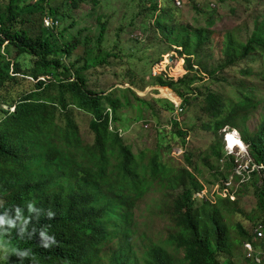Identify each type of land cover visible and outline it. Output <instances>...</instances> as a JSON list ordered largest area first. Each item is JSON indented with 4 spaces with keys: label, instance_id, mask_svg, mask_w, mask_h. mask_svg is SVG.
<instances>
[{
    "label": "trees",
    "instance_id": "obj_1",
    "mask_svg": "<svg viewBox=\"0 0 264 264\" xmlns=\"http://www.w3.org/2000/svg\"><path fill=\"white\" fill-rule=\"evenodd\" d=\"M22 1L7 0V5L0 6V197L6 199L0 206V233L9 234L12 248L4 264H99L95 261L105 250L106 256L108 247L116 242V248L107 255L108 264H232L228 260L232 248L241 246L243 252V244L251 240L255 227L260 225L264 231V181L256 189L260 220L255 221L248 234L240 224L230 223V217L240 214L235 202L200 203L194 208L193 188L198 190L200 183L197 185L187 170L180 171L167 182L170 188L184 189L173 202L169 216L174 232L161 242L148 238L145 252L137 258L132 243V209L148 193L150 183L137 174L141 160L133 155L117 129L110 131V125L113 128V124L121 122L118 111L122 103L113 96L91 92L85 76L90 67L107 60L86 59L81 67L78 61L66 63L81 45L80 39L75 37L58 46L53 28L40 25L35 29L31 25L37 19L41 22L44 8L37 4L20 6ZM24 15L30 25L19 27ZM48 15L62 21L55 8L49 7ZM173 15L171 10L162 11L156 26L177 48L174 52L181 57L177 68L185 73L183 65L188 60V71L193 70L191 59L207 43L209 35L205 30H195L189 35L181 31L174 37L168 26ZM105 30L104 24L99 41ZM227 48V68L235 67L255 52L264 54V22L247 43L229 40ZM167 58L156 69L159 86L173 90L186 102L190 92L184 82L186 77L166 82ZM184 73L171 74L179 77ZM27 79L33 82L31 87L14 94L15 87ZM164 88L163 97L179 100ZM252 103L250 96L236 105L228 117L216 121L212 130L238 129L239 111ZM155 104L166 106L167 112L174 110L165 100H156ZM206 104L205 112L211 119L222 116L224 106L218 97L209 94ZM75 110L92 117L90 130L95 143L90 153L82 157L86 163H78L73 153L81 147L73 119ZM241 135L255 164L264 167V124L252 137L245 131ZM222 157L223 149L218 153L217 164ZM111 160L115 161L114 168L110 167ZM149 169L153 180L162 176L161 182L171 172L158 158ZM215 170L216 180L225 179L231 166L227 164L223 172L217 167ZM72 180L74 186H64ZM253 180L259 182L256 175ZM230 231H236L239 239H232ZM252 247L260 248L261 244L252 242ZM177 255L182 258H175Z\"/></svg>",
    "mask_w": 264,
    "mask_h": 264
},
{
    "label": "rangeland",
    "instance_id": "obj_2",
    "mask_svg": "<svg viewBox=\"0 0 264 264\" xmlns=\"http://www.w3.org/2000/svg\"><path fill=\"white\" fill-rule=\"evenodd\" d=\"M179 1V7L173 0H23L19 3L20 6L37 4L44 8L41 22L37 19L31 25L37 29L40 25L45 27L43 18L51 23L53 21L54 24L47 28H53L58 46L72 42L75 37L80 39L81 45L71 58L65 60L66 63L78 61L81 67L86 59L93 58L95 62L107 60L104 64L90 67L85 71V76L91 92L113 96L122 103L118 111L121 122L113 124L112 131L117 129L120 138L131 147L133 155L141 160L137 174L150 183L148 193L137 200L132 209L135 225L132 243L137 258L145 252L148 238L161 242L174 232V223H169V216L173 202L183 194L184 189L168 187L169 180L177 177L182 170L194 176L197 185L200 183L198 190L193 188L194 208L201 203L196 201L198 198L214 193L218 181L213 176L217 173L215 167L220 172L225 171L221 162L217 164L223 144L222 129L219 132L212 130L216 121L228 117L236 105L253 96V103L238 113L237 130L240 134L245 131L252 137L264 124V54L255 52L235 67L225 66L228 41L247 43L257 26L264 22V0ZM5 5L7 0H0V6ZM49 7L57 9L62 21L48 15ZM166 10L174 13L168 23L174 37L181 31L189 35L195 30H205L209 35L207 43L192 57L191 71H188V60L183 65L185 73L177 68L181 60L180 55L174 52L177 48L157 30V18ZM23 21L19 27L30 25L27 15L23 16ZM104 24L106 30L102 41H99ZM169 52L172 54L168 56ZM166 57L163 69L164 76L168 78L166 82L170 84L186 77L184 82L190 91L185 97L186 102L173 90L159 86L156 69L165 62ZM172 71L174 74H184L177 77L171 74ZM32 83L27 79L15 87L14 94L29 89ZM163 88L179 100L163 97ZM209 94L218 97L224 106L222 116L217 120L211 119L205 112ZM156 100L174 104L173 112H167L166 106L155 104ZM181 103L184 112L175 121L174 113ZM73 119L81 144L78 151L73 150L75 160L86 163L87 159L83 160L82 157L90 153L95 143L90 130L92 117L75 110ZM53 141L60 142L56 139ZM156 158L171 170L163 182L162 176L155 180L150 176L149 166ZM114 166L115 161L111 160L110 167ZM74 185L75 181L72 180L64 186ZM257 188H260L258 180H250L234 195L240 214L230 217V223L240 224L248 234L255 221L260 220ZM5 200L4 196L0 197V206ZM229 235L232 239H239L236 231H230ZM116 245L117 242L109 246L106 256L105 250L95 263L108 264L107 255ZM11 250L9 234L1 232L0 264L10 258ZM229 258L232 264H250L245 260L241 246H234Z\"/></svg>",
    "mask_w": 264,
    "mask_h": 264
},
{
    "label": "built area",
    "instance_id": "obj_3",
    "mask_svg": "<svg viewBox=\"0 0 264 264\" xmlns=\"http://www.w3.org/2000/svg\"><path fill=\"white\" fill-rule=\"evenodd\" d=\"M176 1V6H180L181 3L179 0ZM45 26H48L51 24V22L48 19L44 20ZM183 112V110L180 108V106L177 107V111L175 112L176 119L178 116ZM224 134V143H225V150L226 154L229 157L233 158V172L231 177L228 181L223 183L224 189L222 191V194L224 197L229 195H232L230 192L232 189L236 188L237 186H241L245 183H247L251 175L253 173H259L262 170V167H257L253 160L251 159L247 148L243 149L241 145L240 136L235 131H230L228 129L223 130ZM235 137L238 138L241 145L234 143L231 144L230 138ZM244 147V146H243ZM237 182L236 185L233 184V182ZM214 193L216 191L214 190ZM255 240L260 241L264 239V233L263 228L261 226H258L255 231ZM244 249L246 251V258L250 259L254 264H264V242H263V249H253L250 244H245Z\"/></svg>",
    "mask_w": 264,
    "mask_h": 264
},
{
    "label": "clouds",
    "instance_id": "obj_4",
    "mask_svg": "<svg viewBox=\"0 0 264 264\" xmlns=\"http://www.w3.org/2000/svg\"><path fill=\"white\" fill-rule=\"evenodd\" d=\"M44 20L45 19H43V23H44ZM54 24V22L52 21V23L50 24V25H48V26H52ZM44 26H45V24H44ZM46 28H47V26H45ZM174 105V104H173ZM175 106V105H174ZM180 108L183 110V107H182V103H181V106H180ZM13 109H14V107L13 108H11L10 109V111H13ZM176 110H177V108H176ZM183 112H184V110H183ZM182 112V113H183ZM181 113V114H182ZM181 114L178 116V118L181 116ZM110 120H111V117H110ZM174 120L176 121V117H175V113H174ZM225 129H228V130H230V131H235V132H237V134L240 136V140H241V143L243 144V146H244V148L246 147L247 148V150H248V153H249V155H250V152H249V146L245 143V141L243 140V137H242V135L240 134V132L237 130V129H234V128H230V127H224L223 129H222V131L220 132L221 133V135H222V144H223V157H222V159L220 160V162L222 163V166H223V168L225 169V167L227 166V164H229L230 166H231V171L229 172V174H228V176L225 178V179H220V180H218L217 181V183H216V188L214 189L215 191H216V193H212V195H210L209 197H207V196H203V197H201V198H198L196 201H198V202H201V203H209V204H211V205H214L216 202H218V201H228V202H235L234 200V195H235V192L237 191V189L238 188H240L241 186L239 185V186H237L236 188H234V189H232L230 192L232 193V195H228L227 196V194H226V197H224L223 196V194H222V191H223V189H224V186H223V183L224 182H226V181H228L229 180V178L231 177V175H232V172H233V158L232 157H229V156H227V154H226V150H225V143H224V134H223V130H225ZM110 131H112V126L110 125ZM250 157H251V155H250ZM251 159H252V157H251ZM253 160V159H252ZM253 162H254V160H253ZM255 163V162H254ZM256 165V164H255ZM257 167H262V170L259 172V173H253L252 175H251V178H250V180H252L253 179V175H256L258 178H259V183L261 184V182L262 181H264V167H263V165H256ZM249 180V181H250ZM248 181V182H249ZM233 182V184L234 185H236L237 184V182H234V181H232ZM262 218L264 217V212L262 213ZM258 226H260V225H258ZM258 226H256V227H258ZM256 227H255V229H256ZM255 229L253 230V232H252V234H253V237L251 238V240L249 241V242H246V243H244L243 244V254H244V258L247 260V262H249L250 264H254L250 259H248V258H246V251H245V249H244V245L245 244H250L251 245V247H252V242H258V243H260L261 244V247L260 248H257V249H263V242H264V239L263 240H260V241H256L255 240V234H254V231H255ZM263 233H264V231H263ZM253 249H256V248H254L253 247Z\"/></svg>",
    "mask_w": 264,
    "mask_h": 264
},
{
    "label": "bare ground",
    "instance_id": "obj_5",
    "mask_svg": "<svg viewBox=\"0 0 264 264\" xmlns=\"http://www.w3.org/2000/svg\"><path fill=\"white\" fill-rule=\"evenodd\" d=\"M230 141H231V144H232V145H233L234 143H237V144L241 145V143H240V141H239L238 138L231 137V138H230ZM241 147H242L243 149H245L242 145H241Z\"/></svg>",
    "mask_w": 264,
    "mask_h": 264
}]
</instances>
